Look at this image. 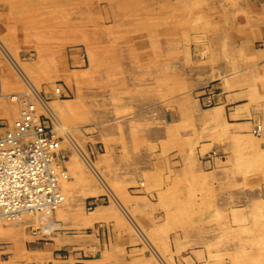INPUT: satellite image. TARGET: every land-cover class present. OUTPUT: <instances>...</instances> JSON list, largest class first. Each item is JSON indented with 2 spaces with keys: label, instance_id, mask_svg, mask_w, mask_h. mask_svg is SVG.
Wrapping results in <instances>:
<instances>
[{
  "label": "rangeland",
  "instance_id": "374dc122",
  "mask_svg": "<svg viewBox=\"0 0 264 264\" xmlns=\"http://www.w3.org/2000/svg\"><path fill=\"white\" fill-rule=\"evenodd\" d=\"M72 1L0 0V81L1 94L7 96L1 98L21 107L22 102L11 99L12 94L35 101L32 87L40 90L60 119L55 122L36 102L42 120L60 140L67 173L62 182L65 199L53 212H26L16 220H0V264H14L21 256L26 232L46 222L36 217L56 216L69 224L63 225V230L84 231L81 224L86 213L105 202L102 197H111L108 193L112 192L122 199L124 190L119 177L123 171L117 169L116 163L101 161V145L107 150L147 148L149 123L145 108L150 98L156 96L159 108V104L190 96L194 79L202 77L197 70L216 56L205 40L220 32L224 11L219 9V0ZM261 150L247 163L243 159L233 163L236 170L230 178L202 176L194 169L195 161L190 156L187 199L166 205L171 221L167 228L182 227L190 235L186 253L195 257L189 258V264H264V163L259 162L264 160V149ZM86 158L101 173L99 177ZM184 204L185 208H180ZM150 239L153 242L151 236Z\"/></svg>",
  "mask_w": 264,
  "mask_h": 264
},
{
  "label": "crops",
  "instance_id": "0c3cea01",
  "mask_svg": "<svg viewBox=\"0 0 264 264\" xmlns=\"http://www.w3.org/2000/svg\"><path fill=\"white\" fill-rule=\"evenodd\" d=\"M219 2L224 11L220 32L205 40L216 56L211 63L207 57L208 63L197 70L202 77L194 79L190 96L159 104V108L156 96L150 98L145 108L148 147L105 150L101 145V161L116 163L123 171L119 177L123 198L116 197L114 204L102 197L106 201L86 213L81 224L84 231L63 230L69 224L56 216L41 219L46 222L26 232L16 262L189 264V258L194 260L195 254L186 253L190 248L187 229L167 228L171 221L166 213L168 203L183 202L187 196L190 156L202 176L230 178L236 170L233 163L238 159L249 162L253 157L249 156L264 149V0ZM1 95L0 121L10 123L20 107L5 102Z\"/></svg>",
  "mask_w": 264,
  "mask_h": 264
},
{
  "label": "built area",
  "instance_id": "2783aa9c",
  "mask_svg": "<svg viewBox=\"0 0 264 264\" xmlns=\"http://www.w3.org/2000/svg\"><path fill=\"white\" fill-rule=\"evenodd\" d=\"M21 102L19 117L11 124L0 121V218L21 210L53 211L64 199L60 140L42 120L36 101Z\"/></svg>",
  "mask_w": 264,
  "mask_h": 264
},
{
  "label": "bare ground",
  "instance_id": "6f19581e",
  "mask_svg": "<svg viewBox=\"0 0 264 264\" xmlns=\"http://www.w3.org/2000/svg\"><path fill=\"white\" fill-rule=\"evenodd\" d=\"M68 1L73 2L72 0H68ZM83 1H84V0H83ZM90 1H91V0H90ZM127 1H128V0H127ZM188 1H190V0H188ZM135 2H136V1H135ZM184 2H185V1H184ZM193 2H194V1H193ZM40 3H41V2H40ZM74 3H75V1H74ZM189 3H190V2H189ZM197 3H198V2H197ZM59 4H60V3H59ZM132 4H134V3H132ZM184 4H185V3H184ZM204 4H205V3H204ZM228 4H229V3H228ZM228 4H227V5H228ZM53 5H54V4H53ZM171 5H172V3H171ZM186 5H187V2H186ZM189 5H191V4H189ZM192 5H193V4H192ZM24 6H25V5H24ZM28 6H29V5H28ZM30 6H31V5H30ZM55 6H56V5H55ZM60 6H62V5H60ZM161 6H162V5H161ZM155 7H156V6H155ZM172 7H173V6H172ZM55 8H58V7H55ZM60 8H61V7H60ZM97 8H98V7H97ZM156 8H158V7H156ZM161 8H162V7H161ZM173 8H174V7H173ZM20 9H21V7H20ZM95 9H96V8H95ZM166 9H167V8H166ZM166 9H164V10H166ZM30 10H31V9H30ZM92 10H93V9H92ZM130 10H131V9H130ZM172 10H173V9H172ZM174 10H175V9H174ZM174 10H173V11H174ZM225 10H226V9H225ZM162 11H163V10H162ZM175 11H176V10H175ZM217 11H218V10H217ZM57 12H59V11H57ZM155 12H156V11H155ZM170 12H171V11H170ZM176 12H177V11H176ZM212 12H213V11H212ZM225 12H226V11H225ZM96 13H98V12H96ZM165 13H166V12H165ZM168 13H169V11H168ZM172 13H173V12H172ZM172 13H171V14H172ZM182 13H183V12H182ZM182 13H181V14H182ZM192 13H193V12H191V14H192ZM209 13H211V12H209ZM58 14H59V13H58ZM137 14H138V13H137ZM166 14H167V13H166ZM185 14H186V13H185ZM207 14H208V13H207ZM101 15H102V13H101ZM124 15H125V14H124ZM148 15H149V14H148ZM186 15H187V14H186ZM169 16H170V15H169ZM153 17L155 18V16H153ZM186 17H187V16H186ZM191 17L193 18V15H192ZM11 18H12V17H11ZM170 18H171V17H170ZM178 18L180 19V18H182V17H178ZM205 18H206V17H205ZM239 18H240V17H239ZM239 18H237L238 21H239ZM225 19H226V18H225ZM241 19H242V17H241ZM155 20H157V18H156ZM162 20H163V19H162ZM181 20H182V19H181ZM181 20H180V21H181ZM217 20H218V19H217ZM242 20H243V19H242ZM158 21H159V19H158ZM158 21H157V22H158ZM171 21H172V20H171ZM223 21L225 22V20H223ZM89 22H90V21H89ZM103 22H104V21H103ZM210 22H211V20H210ZM217 22H218V21H217ZM219 22H220V21H219ZM227 22H228V21H227ZM240 22H241V20H240ZM66 23H67V22H66ZM87 23H88V22H87ZM184 23H185V22H183V23L180 22V24H183V25H184ZM190 23H191V22H190ZM221 23H222V22H221ZM171 24H172V23H171ZM211 24H212V23H211ZM73 25H74V24H73ZM169 25H170V24H169ZM172 25H173V24H172ZM213 25H214V24H213ZM170 26H171V25H170ZM190 26H192V25H190ZM200 26H201V25H200ZM207 26H208V25H207ZM214 26H215V25H214ZM218 26H219V25H218ZM68 27H69V26H68ZM91 27H92V26H91ZM194 27H195V25H194ZM197 27H198V26H197ZM203 27H204V26H203ZM203 27H202V28H203ZM57 28H58V27H57ZM188 28H189V27H188ZM210 28H211V27H210ZM219 28H220V27H219ZM203 29H204V28H203ZM228 29H230V28L228 27ZM85 30H86V29H85ZM74 31H75V30H74ZM87 31H88V30H87ZM62 32H63V31H62ZM62 32H61V33H62ZM64 32H65V31H64ZM76 32H77V31H76ZM174 32H175V31H174ZM181 32H182V31H181ZM194 32H195V31H194ZM224 32H225V31H224ZM61 33H60V34H61ZM79 33H80V32H79ZM84 33H85V32H84ZM62 34H63V33H62ZM198 34H199V33H198ZM225 34H226V32H225ZM70 35H71V34H70ZM180 36H182V35L180 34ZM187 36H189V32H188V35H187ZM199 36H200V35H199ZM205 36H206V34H205ZM207 36H208V35H207ZM226 36H228V35H226ZM107 37H108V36H107ZM189 37H190V36H189ZM203 37H204V36H203ZM166 38H167V37H166ZM182 38H183V37H182ZM185 38H186V37H185ZM187 38H188V37H187ZM190 38H191V37H190ZM207 38H208V37H207ZM179 39H180V38H179ZM224 40H225V39H224ZM228 40H229V39H228ZM0 41H1V40H0ZM181 41H184V40L181 39ZM231 41H232V40H231ZM184 42H185V41H184ZM0 43H1V42H0ZM39 43H41V42H39ZM99 43H100V42H99ZM128 43H129V42H128ZM203 43H204V42H203ZM33 44H34V43H33ZM52 44H53V43H52ZM85 44H86V43H85ZM222 44H223V43H222ZM25 45H26V44H25ZM201 45H202V44H201ZM201 45H200V47H201ZM224 45H225V44H224ZM130 46H132V43H131ZM172 46H173V45H172ZM176 46H177V45H176ZM198 46H199V45H198ZM220 46H221V45H220ZM20 47H21V46H20ZM111 47H112V46H111ZM114 47H115V46H114ZM202 47H203V46H202ZM202 47H201V48H202ZM223 47H224V46H223ZM1 48H2V47H0V49H1ZM3 48H4V47H3ZM23 48H24V47H23ZM32 48H33V47H32ZM70 48H71V47H70ZM88 48H89V47H88ZM204 48H205V46H204ZM204 48H203V49H204ZM100 49H101V48H100ZM113 49H114V48H113ZM141 49H142V48H141ZM206 49H207V48H206ZM210 49H211V48H210ZM225 49H226V48H225ZM225 49H224V50H225ZM234 49H235V48H234ZM2 50H3V49H2ZM2 50H1V54H3V53H2ZM95 50H96V48H95ZM111 50H112V49H111ZM129 50H130V49H129ZM189 50H190V49H189ZM191 50H192V49H191ZM4 51H5V50H4ZM142 51H143V50H142ZM184 51H185V50H184ZM203 51H204V50H203ZM221 51H222V50H221ZM232 51H234V50H232ZM5 52H6V51H5ZM89 52H90V51H89ZM106 52H107V51H106ZM106 52H105V53H106ZM143 52H144V51H143ZM191 52H192V51H191ZM194 52H195V51H194ZM200 52H201V51H200ZM8 53H9V51H8ZM105 53H103V54H105ZM185 53H186V52H185ZM225 53H226V52H225ZM130 54H131V53H130ZM143 54H144V53H143ZM148 54H149V53H148ZM148 54H147V55H148ZM191 54H192V53H191ZM10 55H11V54H10ZM10 55H9V56H10ZM88 55H89V54H88ZM110 55H111V54H110ZM132 55H134V54H132ZM152 55H153V54H152ZM232 55H233V54H232ZM232 55H231V56H232ZM239 55H240V54H239ZM11 56H12V55H11ZM89 56H90V55H89ZM148 56H149V55H148ZM193 56H194V55H193ZM233 56H234V55H233ZM233 56H232V57H233ZM7 57H8V56H7ZM12 57H13V56H12ZM69 57H70V56H69ZM122 57H123V56H122ZM149 57H150V56H149ZM232 57H230V58H232ZM237 57H238V56H237ZM130 58H131V57H130ZM152 58H153V57H152ZM190 58H191V56H190ZM233 58H234V57H233ZM233 58H232V59H233ZM6 59H7V58H6ZM128 59H129V58H128ZM242 59H243V57H242ZM8 60H9V59H8ZM12 60H13V59H12ZM226 60H227V59H226ZM9 61H10V60H9ZM14 61H16V60H14ZM190 61H192V60H190ZM193 61H194V60H193ZM201 61H202V60H201ZM227 61H228V60H227ZM11 62H12V61H11ZM11 62H10V63H11ZM16 62H17V61H16ZM169 62H170V61H169ZM228 62H229V61H228ZM153 63H154V62H153ZM204 63H205V62H204ZM210 63H211V62H210ZM233 63H234V62H233ZM11 64H12V63H11ZM16 64H18V62H17ZM60 64H61V63H60ZM238 64H239V63H238ZM1 65H2V64H1ZM154 65H155V64H154ZM3 66H4V65H3ZM3 66H2V67H3ZM16 66H18V65H16ZM16 66H15V67H16ZM101 66H102V65H101ZM232 66H233V65H232ZM5 67H6V66H5ZM20 67H22V66H20ZM86 67H87V66H86ZM91 67H92V66H91ZM12 68H13V67H12ZM89 68H90V67H89ZM89 68H88V69H89ZM233 68H234V67H233ZM16 69H18V68H16ZM85 69H86V68H85ZM108 69H109V68H108ZM0 70H1V68H0ZM18 70H19V69H18ZM18 70H17V71H18ZM34 70H35V69H34ZM19 72H20V71H19ZM24 72H25V71H24ZM0 73H1V72H0ZM17 73H18V72H17ZM83 73H84V72H83ZM18 75H19V74H18ZM61 75H62V74H61ZM65 75H66V72H65ZM21 77H22V76H21ZM24 77L26 78L27 76H24ZM24 77H23V78H24ZM99 77H100V76H99ZM25 78H24V79H25ZM21 79H22V78H21ZM111 79H112V78H111ZM225 80H226V79H225ZM28 81H30V80H28ZM94 82H95V81H94ZM131 82H132V81H131ZM24 83H25V82H24ZM91 83H92V82H91ZM27 84H28V83H27ZM33 84H34V83H33ZM30 85H31V84H30ZM4 86H5V84H4ZM6 86H7V85H6ZM6 86H5V87H6ZM27 87H28V86H27ZM33 87H34V86H33ZM33 87H32V92L34 93V95H33V94H32V95L35 96V97H34V98H35V101L38 102V103L42 106L43 110L48 114V116H50L55 122H58L57 120H60V119H57V117L55 116V113L53 112L54 109L52 110V108H51L49 102L43 98L44 95L42 96V95L40 94V92H39L40 90H37L36 87H35V88H33ZM167 87H168V86H167ZM154 88H155V87H154ZM56 89H57V87L55 88V91H57ZM67 89H68V88H67ZM150 89H151V88H150ZM152 89H153V88H152ZM188 89H190V88L188 87ZM30 90H31V89H30ZM47 90H48V89H47ZM51 90H53V89H51ZM51 90H50V91H51ZM1 91H2V90H1ZM66 91H67V90H66ZM8 92H10V91H8ZM51 92H52V91H51ZM142 92H143V91H142ZM0 93H2V92H0ZM22 93H23V92H22ZM24 93H25V92H24ZM55 93H56V92H55ZM75 93H76V92H75ZM139 93H140V92H139ZM169 93H170V92H169ZM58 94H59V93H58ZM0 95H1V94H0ZM138 95H139V94H138ZM143 95H144V94H143ZM1 96H4V95L2 94ZM8 96H9V95H8ZM49 96H50V95H49ZM61 96H62V95H61ZM4 97H5V96H4ZM45 97H46V96H45ZM59 97H60V96H59ZM91 97H92V96H91ZM5 98H7V96H6ZM50 98H51V97H50ZM61 98H62V97H61ZM92 98H93V97H92ZM1 99H2V98H1ZM11 99L19 100L20 103H21V101H22V98L19 96V93H14V94H12V95H11ZM47 99H48V98H47ZM159 100H160V99H159ZM6 101H7V100H6ZM167 102H168V101H167ZM7 104H8V103H7ZM167 104H168V103H167ZM12 105H13V104H12ZM18 105H19V104H18ZM154 106H155V105H154ZM52 107H53V106H52ZM99 107H100V106H99ZM151 107H152V106H151ZM100 108H101V107H100ZM88 109H89V108H88ZM120 109H121V108H120ZM18 110H19L18 115H20L21 107H20V109L18 108ZM54 111H55V110H54ZM18 115H17V116H18ZM44 115H45V114H44ZM56 115H57V114H56ZM10 116H11V115H10ZM17 116L14 118V120L17 118ZM18 117H19V116H18ZM115 119H116V118H115ZM131 119H132V118H131ZM14 120H13V121H14ZM44 120H45V119H44ZM2 121H4V120H2ZM13 121H12V122H13ZM12 122H10L9 124H11ZM58 123H59V122H58ZM53 124H54V123H53ZM61 125H62V124H61ZM54 129H55V128H54ZM52 130H53V129H52ZM53 131H54V130H53ZM57 131H58V130H57ZM57 131H56V132H57ZM98 131H99V130H98ZM261 131H263V130H261ZM171 132H172V131H171ZM174 132H175V131H174ZM169 133H170V132H169ZM170 134H171V133H170ZM177 135H178V134H177ZM65 136H67V135H65ZM69 138H70V137H69ZM121 138H122V137H121ZM70 139H71V138H70ZM70 139H69V140H70ZM184 139H185V138H184ZM254 139H255V138H254ZM69 140H68V141H69ZM180 140H181V139H180ZM238 140H240V139H238ZM70 141H71V140H70ZM233 141H234V140H233ZM71 142H72V141H71ZM73 142H74V141H73ZM185 142H186V141H185ZM234 142H236V141H234ZM169 143H170V142H169ZM176 143H177V142H176ZM196 143H197V142H196ZM196 143H195V144H196ZM239 143H241V141H239ZM255 143H256V142H255ZM74 144H75V143H74ZM61 145H62V144H61ZM78 145H79V144H78ZM190 145H191V143H190ZM254 145H255V144H254ZM71 146H73V145H71ZM79 146H80V145H79ZM172 146H173V145H172ZM191 146H192V145H191ZM257 146H259V145H257ZM99 147H100V146H99ZM60 148H61V146H60ZM78 148H79V147H78ZM80 148H81V147H80ZM104 148H105V147H104ZM107 149H108V148H107ZM258 149H259V148H258ZM258 149H257V150H258ZM74 150H75V149H74ZM81 150H82V149H81ZM105 150H106V149H105ZM259 150H261V149H259ZM165 151H166V150H165ZM165 151H164V152H165ZM261 151H262V150H261ZM79 152H80V151H79ZM98 152H99V151H98ZM235 152H236V151H235ZM256 152H257V151H256ZM71 153H72V152H71ZM80 153H81V152H80ZM80 153H78V154H80ZM254 153H255V152H254ZM258 153H259V151H258ZM85 154H86V152H85ZM251 154H252V153H251ZM253 155H254V154H253ZM86 156H87V154H86ZM251 157H252V156H251ZM251 157H250V158H251ZM263 157H264V155H263ZM84 158H85V157H84ZM90 158H91V157H90ZM101 158H102V157H101ZM260 158H262V157L260 156ZM247 159H248V158H247ZM253 159H255V158H253ZM67 160H68V159H67ZM87 160H88V159L86 158V161H87ZM255 160H256V159H255ZM257 160H258V158H257ZM257 160H256V161H257ZM261 160H262V159H261ZM258 161H259V160H258ZM263 161H264V160H263ZM263 161H259V162L261 163V162H263ZM83 162H84V161H83ZM86 163H87V162H86ZM245 163H247V162H245ZM250 163H251V162H250ZM263 163H264V162H263ZM263 163H261V164H263ZM88 164L90 165L89 167L92 168V170L95 172L94 174H96V175L99 177L101 173H99V171L96 169V167L94 166V164H92V163L90 162V160H88ZM245 166H246V165H245ZM87 167H88V166H87ZM89 167H88V168H89ZM190 167H191V165H190ZM260 167H261V166H260ZM261 168H262V167H261ZM187 170H188V169H187ZM245 170H246V169H245ZM262 170H263V169H262ZM93 171H92V173H93ZM242 171H243V168H242ZM246 171H247V170H246ZM238 172H239V171H238ZM238 172H237V173H238ZM262 173H263V171H262ZM187 174H188V173H187ZM189 174H190V173H189ZM254 174H255V173H254ZM263 175H264V173H263ZM94 176H95V175H94ZM102 176H103V175H102ZM102 176H101V177H102ZM191 176H192V175H191ZM243 176H244V175H243ZM259 176H260V175H259ZM261 176H262V175H261ZM261 176H260V177H261ZM66 177H67V173H66L65 176L61 177V179L59 180V182H60V187H61V190H62V193H63L62 182L64 181L63 179H65ZM207 177H208V175H207ZM257 177H258V176H257ZM263 177H264V176H263ZM183 178H184V177H183ZM205 178H206V176H205ZM97 179H99V178H97ZM257 179H258V178H257ZM81 180H82V179H81ZM185 180H186V184L188 185V178H186ZM193 180H194V179H193ZM206 180H207V179H206ZM212 180H213V179H212ZM102 181H103V180H102ZM213 181H214V180H213ZM75 182H76V179H75ZM99 182H100V181H99ZM190 182H192V181H190ZM194 182H195V181H194ZM257 182H258V181H257ZM244 184H245V182H244ZM103 185H105V184H103ZM248 185H249V184H248ZM189 186H190V185H189ZM215 186H216V185H215ZM244 186H245V185H244ZM65 187H66V186L64 185L63 188L66 189ZM104 187H106V186H104ZM108 187H109V186H108ZM110 187H111V186H110ZM110 187H109V188H110ZM112 190H113V189H112ZM104 191H105V190H104ZM108 192H109V191H108ZM108 192H107V193H108ZM95 193H97V192H95ZM98 193H100V192H98ZM107 193H106V194H107ZM111 193H112V192H110V194L108 193V195H111V197L113 198V199H111V200L113 201L114 204H116V203L118 202V201H116V195H117V194H116V193H114V194L112 193V194H111ZM115 194H116V195H115ZM63 195H64V193H63ZM189 195H190V194H189ZM106 196H107V195H106ZM96 197H97V196H96ZM96 197H95V198H96ZM104 197H105V196H104ZM108 197H109V196H108ZM111 197H109V198H111ZM85 198H86V197H85ZM185 198H186V197H185ZM185 198H184V199H185ZM64 199H65V195H64ZM64 199H63V200H64ZM186 199H187V198H186ZM186 199H185V200H186ZM109 200H110V199H109ZM188 200H189V198H188ZM188 200H187V201H188ZM65 201H66V200H65ZM105 201H106V200H105ZM112 201H111V202H112ZM187 201H186V202H187ZM62 202H63V201H62ZM62 202H61V203H62ZM86 202H87V201H86ZM86 202H85V203H86ZM120 202H121V201H120ZM186 202H185V203H186ZM61 203H60V205H61ZM183 203H184V200H183ZM100 204H101V203H100ZM60 205H59V206H60ZM84 205H85V204H84ZM90 205H91V204H90ZM122 205H123V204H122ZM122 205H121V206H122ZM186 205H187V204H186ZM186 205L184 204V205H182L183 207H180V208H185L184 206H186ZM59 206H57L55 209H57ZM95 206H96V205H95ZM124 206H125V204H124ZM125 207H126V206H125ZM55 209H54V210H55ZM94 209H95V208H94ZM119 209H122V207L119 208ZM54 210H53V211H54ZM92 210H93V209H92ZM183 210H185V209H183ZM38 211L43 212V213H50V212H53V211H46V210H32V211H30V210H21L19 213H17V214L14 215V216H10L9 218H7V217H5V218H0V220H3V219H5V220H13V219L16 220V219H19V218L21 217L22 214H23V215H26V214H24V213H26V212H28V213H32V212H38ZM120 211H121V210H120ZM173 212H174V211H173ZM140 213H141V212H140ZM167 213H168V215H169L170 211L167 212ZM171 213H172V211H171ZM176 213H178V212H176ZM87 214H88V212H87ZM123 214H125V213H123ZM134 214H136V213H134ZM165 214H166V213H165ZM178 214H179V213H178ZM184 214L186 215L187 213H184ZM136 215H137V214H136ZM136 215H135V216H136ZM142 216H143V215H142ZM165 216H166V215H165ZM22 217H24V216H22ZM129 217H130V216H129ZM183 217H184V216H183ZM44 218H46V217H44L43 215L40 216V217H36V219H40V220H41V219H44ZM131 218H132V217H131ZM142 219H143V218H142ZM61 220H62V219H61ZM70 220H72V219H70ZM126 220H127V219H126ZM41 221H42V220H41ZM87 221H88V220H87ZM143 221H146V220L143 219ZM81 222H82V221H81ZM136 222H137V221H136ZM130 223H131V222H130ZM153 223H154V222H153ZM4 224H5V223H4ZM34 224H35V223H34ZM29 225H30V224H29ZM29 225H28V226H29ZM83 225H84V224H83ZM135 225H137V224H135ZM148 225H149V224H148ZM37 226H38V225H37ZM56 226H57V225H56ZM131 226H132V225H131ZM150 226H151V225H150ZM165 226H166V225H165ZM29 227H30V226H29ZM47 227H48V226H47ZM154 227H155V226H154ZM161 227H163V226H161ZM161 227L158 226V229L161 228ZM41 228H42V227H41ZM66 228H67V227H66ZM70 228H71V227H70ZM76 228H77V227H76ZM80 228H81V227H80ZM82 228H83V227H82ZM43 229H44V228H43ZM43 229H42V230H43ZM133 229H134V228H133ZM149 229H150V228H149ZM161 229H163V228H161ZM38 230H39V229H38ZM34 231H35V230H34ZM47 231H48V230H47ZM49 231H50V230H49ZM137 231H139V230H137ZM141 231H142V229H141ZM23 232H25V231H23ZM45 232H46V231H45ZM45 232H44V233H45ZM58 232H59V231H58ZM54 233H55V232H54ZM32 234H33V233H32ZM47 235H49V234L47 233ZM51 235H52V234H51ZM52 236H53V235H52ZM150 243H151V242H150ZM17 244H19V243H17ZM17 244H16V245H17ZM5 246H6V245H5ZM17 246H18V245H17ZM151 246H152V245H151ZM151 246H150V247H151ZM1 247H2V246H1ZM16 248H17V247H16ZM26 249H27V248H26ZM53 249H54V248H53ZM156 249H157V248H156ZM27 251L30 252L29 250H27ZM10 252H12V251H10ZM37 252H38V251H37ZM71 252H72V251H71ZM157 252H158V251H157ZM159 252H160V251H159ZM160 253H161V252H160ZM1 254H2V252H1ZM3 254H4V253H3ZM161 254H162V253H161ZM203 254H204V253H203ZM4 255H5V254H4ZM0 256H2V255H0ZM60 256H61V255H60ZM68 256H69V255H68ZM159 256H160V255H159ZM154 257H155V256H154ZM203 257H204V256H203ZM1 258H2V257H1ZM44 258H45V257H44ZM204 258H205V257H204ZM67 259H68V258H67ZM159 259H160V258H159ZM14 260H15V259H14ZM18 260H19V259H18ZM16 261H17V259H16ZM19 261H20V260H19ZM42 261H43V260H42ZM13 262H14V261H13ZM65 262H66V261H65ZM68 262H69V261H68ZM15 263H16V262H15ZM15 263H14V264H15ZM20 263H21V262H20ZM28 263H29V262H28ZM44 263H45V262H44ZM57 263H58V262H57ZM57 263H56V264H57ZM17 264H18V262H17ZM47 264H48V263H47ZM160 264H162V263H160Z\"/></svg>",
  "mask_w": 264,
  "mask_h": 264
}]
</instances>
